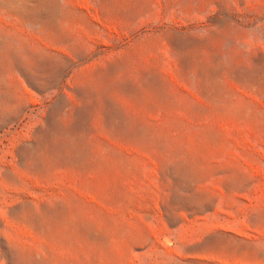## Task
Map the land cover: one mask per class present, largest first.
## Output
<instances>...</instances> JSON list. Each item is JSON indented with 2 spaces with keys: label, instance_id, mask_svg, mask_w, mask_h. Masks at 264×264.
Segmentation results:
<instances>
[{
  "label": "rangeland",
  "instance_id": "rangeland-1",
  "mask_svg": "<svg viewBox=\"0 0 264 264\" xmlns=\"http://www.w3.org/2000/svg\"><path fill=\"white\" fill-rule=\"evenodd\" d=\"M0 264H264V0H0Z\"/></svg>",
  "mask_w": 264,
  "mask_h": 264
}]
</instances>
